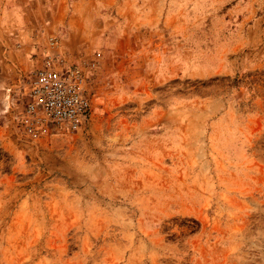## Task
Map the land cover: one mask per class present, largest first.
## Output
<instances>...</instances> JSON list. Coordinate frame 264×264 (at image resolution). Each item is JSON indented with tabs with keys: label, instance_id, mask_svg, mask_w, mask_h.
Instances as JSON below:
<instances>
[{
	"label": "rangeland",
	"instance_id": "374dc122",
	"mask_svg": "<svg viewBox=\"0 0 264 264\" xmlns=\"http://www.w3.org/2000/svg\"><path fill=\"white\" fill-rule=\"evenodd\" d=\"M0 10L38 53L0 103V264H264V0ZM95 53L82 126L22 137L29 74Z\"/></svg>",
	"mask_w": 264,
	"mask_h": 264
},
{
	"label": "built area",
	"instance_id": "2783aa9c",
	"mask_svg": "<svg viewBox=\"0 0 264 264\" xmlns=\"http://www.w3.org/2000/svg\"><path fill=\"white\" fill-rule=\"evenodd\" d=\"M53 38L48 45L53 48ZM95 53L77 64L46 55L40 68L26 78L22 109L16 117L19 134L29 141L51 135L57 130H78L89 117L91 102L85 93L83 73L98 62ZM61 64V65H60Z\"/></svg>",
	"mask_w": 264,
	"mask_h": 264
},
{
	"label": "crops",
	"instance_id": "0c3cea01",
	"mask_svg": "<svg viewBox=\"0 0 264 264\" xmlns=\"http://www.w3.org/2000/svg\"><path fill=\"white\" fill-rule=\"evenodd\" d=\"M0 12L2 13L0 16V103L2 104L4 102L3 98L8 95L7 80L14 79L21 74L26 65L23 60H26L27 57L32 60V53H38L36 52L37 41L21 40L18 37L19 35L13 38L10 37L21 33V31L15 26L6 28V13H3V10H0Z\"/></svg>",
	"mask_w": 264,
	"mask_h": 264
}]
</instances>
